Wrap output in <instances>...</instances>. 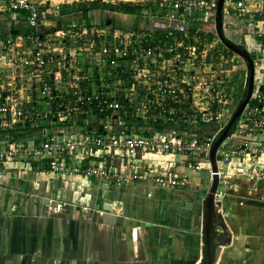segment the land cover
Wrapping results in <instances>:
<instances>
[{
    "label": "built area",
    "instance_id": "2783aa9c",
    "mask_svg": "<svg viewBox=\"0 0 264 264\" xmlns=\"http://www.w3.org/2000/svg\"><path fill=\"white\" fill-rule=\"evenodd\" d=\"M91 1L145 7L142 17L151 21V28L56 31L53 39L28 36L30 46L22 36L0 35V59L26 77L24 89L30 95L25 100L32 104L23 105V96H15L21 91L13 87L7 91L11 94L0 96V129L23 128L25 122L39 128L22 140L0 137V176L13 164L32 168L36 163L59 179H97L112 186L151 183L183 192L189 180L169 170L162 159L180 157L193 171L209 166L211 146L231 116L230 58L220 53L216 64L211 54L219 38L203 41L191 34L195 25L215 28L219 0ZM44 4L9 0L7 10L26 12L34 29ZM226 16L252 30L264 61V0H225ZM157 32L166 39H157ZM56 100L60 103L54 109ZM97 112L105 115L99 125L66 124ZM127 119L163 127L128 133ZM208 128L210 132L204 131ZM263 136L264 81L255 83L243 115L219 149V176L227 189L232 183L220 166L229 167L234 158L250 181L264 182Z\"/></svg>",
    "mask_w": 264,
    "mask_h": 264
},
{
    "label": "crops",
    "instance_id": "0c3cea01",
    "mask_svg": "<svg viewBox=\"0 0 264 264\" xmlns=\"http://www.w3.org/2000/svg\"><path fill=\"white\" fill-rule=\"evenodd\" d=\"M43 1L41 10L50 14L65 5L88 2ZM8 3L0 0V35L15 38L13 31L29 26L24 13L7 10ZM93 13V22H99L102 13ZM110 14L108 18L116 20L112 27L151 28V21L142 16ZM82 21L81 13L54 21L44 18L37 31L44 39H53L56 31L71 30ZM230 23L241 25L226 16L227 35L233 32L227 29ZM234 33L236 37L238 32ZM22 37L30 46L28 36ZM232 86L237 88L234 81ZM162 160L169 170L187 177L190 184L185 191L163 190L151 183L112 186L97 179H59L38 164L11 165L0 176V264H199L203 202L211 187L209 178L212 184L211 170L207 164L200 171L190 170L176 156ZM260 161L264 163V157ZM240 162L234 158L229 167L220 166L232 188L220 180L216 204L231 238L216 264H264V182L250 181L244 170L238 171Z\"/></svg>",
    "mask_w": 264,
    "mask_h": 264
},
{
    "label": "water",
    "instance_id": "95a60500",
    "mask_svg": "<svg viewBox=\"0 0 264 264\" xmlns=\"http://www.w3.org/2000/svg\"><path fill=\"white\" fill-rule=\"evenodd\" d=\"M224 3L225 0L218 1L215 19L216 35L228 50L237 54L245 62L247 66V71L245 74L246 91L243 94V98L239 102L235 112L233 113L232 118L226 127L221 131V133H219V135L216 137V140L213 142L210 149L209 161L213 180L211 188L203 202L202 234L204 236V245L202 249V259L199 264H216L221 255L222 247L230 244V230L226 226L225 221L222 219V214L217 210L216 204V194L218 193L220 183L218 152L221 145L230 137L238 120L243 115L252 97L256 81V65L251 53L246 48L227 37L225 33L223 19ZM110 24L111 22L109 21L108 25ZM13 32L18 34V31ZM67 55H69V52H67ZM35 164L36 163H33V165ZM106 209H108V206Z\"/></svg>",
    "mask_w": 264,
    "mask_h": 264
},
{
    "label": "trees",
    "instance_id": "16d2710c",
    "mask_svg": "<svg viewBox=\"0 0 264 264\" xmlns=\"http://www.w3.org/2000/svg\"><path fill=\"white\" fill-rule=\"evenodd\" d=\"M147 8H143L140 6H135V5H130V4H108V3H102L98 1H91V2H81L78 4H73V5H65L61 8L60 12L56 13H43L41 10L40 14V20L44 18H50V20H55L56 18L62 17L64 15H70L74 13H81L83 14V21L76 27L74 26L73 29L79 30V29H91L93 27L96 28H102L107 26V22H111V25H116L115 21L113 18H108L107 15H110V13H116V14H125V15H130V16H142L145 13V10ZM150 11V10H149ZM92 12H101L102 16H105L107 18L106 20H103L102 22L96 21V23L93 22L92 18ZM17 13H24L26 15V20H27V13L26 12H17ZM145 15V14H144ZM107 16V17H106ZM102 20V19H101ZM40 23V22H39ZM60 23V22H59ZM61 24V23H60ZM110 25V26H111ZM112 25V26H113ZM118 26V27H117ZM117 28H121V26L117 25ZM39 27V26H38ZM37 28H26V29H18V36H40L43 38V34H40V31H37ZM114 27V28H116ZM133 29H138V28H133ZM56 30V28H55ZM132 30V29H129ZM199 31V30H198ZM196 28H192L191 34L198 32ZM175 36L172 35L171 38ZM215 34L209 35V40L211 41L213 38H215ZM164 33L157 32L156 33V38L157 39H166ZM168 41H171L169 38ZM245 48V47H244ZM233 54V52L228 51ZM56 104H54L53 108L56 109L60 103V101L56 100ZM105 119L104 114H100L99 112L93 114L92 116H87V117H79V118H74L70 119L66 123L67 125H74V124H79V125H99L103 120ZM128 121L126 122V127H127V132H140V133H145L146 131H142L143 128H150L153 126L154 128H162L163 125L159 123L151 124V123H145L139 119H127ZM46 122H42V125H45ZM39 131V128L36 126L35 123H27L23 128L20 126H14L12 128H6V129H0V137L2 140H7V141H17V140H22L28 137H31L33 133H37ZM5 137V138H4ZM46 170V168H45ZM47 171V170H46Z\"/></svg>",
    "mask_w": 264,
    "mask_h": 264
},
{
    "label": "rangeland",
    "instance_id": "374dc122",
    "mask_svg": "<svg viewBox=\"0 0 264 264\" xmlns=\"http://www.w3.org/2000/svg\"><path fill=\"white\" fill-rule=\"evenodd\" d=\"M88 1L91 2V0H88ZM92 15H94V13ZM110 16H112V15L110 14ZM113 17H118V16L116 14H113ZM106 19L107 18H105V16H101L100 21L102 22L103 20H106ZM97 23H99V22H97ZM60 25L61 24H59L58 27H60ZM194 28H196L197 30L201 29V30H199L198 32H195V33H197V36H199L201 39H203V41H205V40L210 41L209 40V35H213L215 33V28L214 27H207L206 26V28H203V30H202V26L201 25L199 27L195 25ZM227 29L230 30V31H233V32H230V34L227 35L226 29H225V33H226L227 37L228 36L231 37L233 39V41L236 42L237 44L241 45L242 47L246 46V48H248V50L249 49L251 50L254 47V52L253 51L251 52L250 50H249V52L251 53V55H252V57H253V59L255 61V65H256V81H255V83H257L259 78H260L259 81H262V80L264 81V77L262 75V74H264V61H263V58L261 57V55L258 53V51L256 49V46L254 45L255 42L252 39L254 34L252 33V30L249 29L248 27L244 26L242 23H241V25L240 24L239 25L238 24L232 25L231 23L227 24ZM234 32L235 33L238 32L239 34L241 33L242 34V37H241L242 39L239 40L238 39V33L235 34ZM233 33L236 35V37L233 36ZM217 40H218V37L216 35L215 38H213L211 41L217 42ZM219 43L220 44H214L216 46L212 49V54H211L212 60L216 64H218L220 62V60L218 59V55L220 53L228 56L230 58V60H229L230 63L226 66V68L231 70V73H230V79H231L230 81H231V83L229 84L230 90L233 87L232 86L233 85L232 80L237 84V88L236 89L232 88V91L233 90L234 91L233 92L231 91V94H232V97H233L232 98L233 102H232V107H231L232 109H231V111L228 112V114L231 113V116H230V119H231L233 113L235 112V110H236V108H237V106L239 104V102L243 98V94L246 91L245 74H246V71H247V66H246L245 62L237 54H235V53L232 54V53L228 52V49L221 43V41ZM69 48H68L67 52H70ZM71 49L73 50L72 52H74V48L72 46H71ZM67 52H66V54H67ZM232 57H234V59H235L234 63L231 62V59H233ZM257 57H258V60H257ZM8 68H9V66L6 65L4 60L0 59V96H3L4 93L11 94L10 92L7 93V91L13 87V88L21 91L20 94H18V95L15 94V96H19V97L23 96L22 98H20V101L23 103V105L31 106L32 105L31 102H27L25 100V97L27 96V94L30 95V91L29 90L27 91L26 89H24V88H26L28 86V85L25 84V83H27L26 82L27 81L26 77L24 75H21V73H19L18 71L16 72L14 69H11V68H9L11 70V72H10ZM6 70H7V72H6ZM17 74H18V76H17ZM32 98H35V93H34V96L31 97V101H32ZM0 102H1V99H0ZM26 124L27 123L25 122V125ZM30 124H32V123H30ZM233 131H234V129H233ZM116 160H118V159H116ZM221 161H222V157L219 156V154H218V163H220ZM115 164H119V162L116 161ZM209 168L211 170L210 162H209ZM205 174H207V176H208L207 172ZM212 180H213V177H212ZM209 182H210V185H212L210 178H209ZM260 248H259V245H258V249L260 250L261 254H263V252H262L263 251V247H260ZM262 257L264 258L263 255H262Z\"/></svg>",
    "mask_w": 264,
    "mask_h": 264
}]
</instances>
